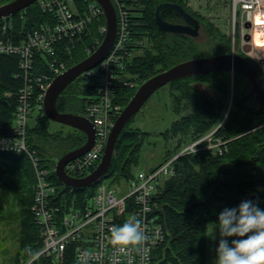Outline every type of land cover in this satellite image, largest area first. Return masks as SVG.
Wrapping results in <instances>:
<instances>
[{"label":"trees","instance_id":"obj_1","mask_svg":"<svg viewBox=\"0 0 264 264\" xmlns=\"http://www.w3.org/2000/svg\"><path fill=\"white\" fill-rule=\"evenodd\" d=\"M10 1L12 0H0V5ZM162 1L180 3L201 18L184 0H133L132 33L139 38L147 37L149 44L127 62V73L139 79L140 84L136 88H120L119 98L123 106L128 104L137 88L151 76L178 62L201 56L197 38L159 30L155 22V9ZM47 15L35 2L15 14L13 32L32 30L45 21ZM163 16L169 21H181L170 11H165ZM3 22L1 19L0 26ZM99 22H104V18ZM99 22L90 26L89 35L84 34L72 56H68L69 66L88 56L84 45L90 42V36L96 34ZM226 44V48L213 52V55L230 53L231 43L226 41ZM240 54L252 62L264 80L258 64L246 54ZM20 73L19 57L0 53V135H10L14 131L15 104H9L5 93L11 92L16 99V93L23 84L22 76H17ZM234 76L245 77L246 82L237 86L234 79L232 88L230 72L220 71L178 79L168 84L173 100L177 106L182 105L185 113L162 132L172 146L165 152L162 160L149 169H155L183 147L214 129L215 137L224 139L226 146L222 154L206 148L197 153L179 156L175 160L174 174L159 182L154 212L164 227L165 240L153 249L150 264H207L209 225L218 221V214L224 207H237L243 200H252L264 209L263 107H255L250 103L252 84L249 78L240 72H235ZM194 79L212 83L220 93L221 100L216 101L195 89L191 85ZM93 92V89H85L83 85L73 82L61 93L57 107L62 112L84 114L87 95ZM226 112V119L220 124ZM129 123L117 140L116 155L104 177V181L110 180V185L127 181L140 169L142 150L151 135V132L141 128H132ZM86 140L87 135L76 128L71 127L67 132L52 131L50 119L46 115L43 118L32 117L29 122L28 142L43 157V163L51 168L50 177L58 187L52 200L60 203L65 211L73 206L80 208L86 205L99 184L71 187L65 185L54 171L56 158L80 147ZM207 143L205 141L203 145ZM36 182V172L27 154L0 152V189H11L16 185L22 191L17 264L28 262L43 247L42 228L32 210ZM133 211L132 203L128 202L127 211L119 216L117 225H121ZM231 239L235 237L229 238ZM34 262L81 264L75 256L74 244L68 246L62 262L47 256H41Z\"/></svg>","mask_w":264,"mask_h":264},{"label":"built area","instance_id":"obj_2","mask_svg":"<svg viewBox=\"0 0 264 264\" xmlns=\"http://www.w3.org/2000/svg\"><path fill=\"white\" fill-rule=\"evenodd\" d=\"M184 1L189 5L199 0ZM231 1L234 38L232 52L236 53L233 49L237 43L238 53L251 57L264 74V43L259 45L254 40L257 30L264 37V0ZM36 2L48 15L45 21L32 30L14 33L15 14L3 18L4 22L0 26V53L19 57L22 73L17 76L23 78L16 99L11 92L5 93L9 104H15L14 131L10 135H0V152L25 153L31 158L37 176L32 210L43 235V247L24 264H34L41 256L62 262L71 244L75 245V256L81 264V256L85 252L92 254L87 264H150L153 249L165 240L164 227L154 212L159 182L174 174L175 160L179 156L193 153L194 148L195 153L212 148L222 154L226 141L213 138L214 133L211 132L186 145L155 169L138 170L127 181L110 185L104 181V176L95 182L99 183L97 190L86 205L63 210L60 203L52 200L58 187L50 177L51 168L43 163V157L28 142L29 122L33 115L36 118L46 115L44 102L49 86L70 67L68 56H72L78 42L84 38L83 35H89L90 26L104 18V22L98 23L96 34L90 36V42L84 45V50L90 55L101 45L107 31L106 14L98 0ZM111 2L117 17L114 42L95 67L79 76L84 80L85 89L95 91L87 95L83 115L94 124L96 139L89 151L65 166L66 172L73 177H84L99 164L112 128L125 107L119 98L120 88H136L140 84L139 79L127 73V62L149 44L147 37L139 38L132 33L133 0ZM247 46H250L249 51H246ZM234 73L230 72L232 81ZM205 141L208 143L203 145ZM123 187L127 190L119 195L117 192ZM128 202L134 208L129 217L135 215L142 220L148 239L145 244L130 248L125 255L117 252L110 244V229L117 225L119 216L127 211Z\"/></svg>","mask_w":264,"mask_h":264},{"label":"water","instance_id":"obj_3","mask_svg":"<svg viewBox=\"0 0 264 264\" xmlns=\"http://www.w3.org/2000/svg\"><path fill=\"white\" fill-rule=\"evenodd\" d=\"M36 1L12 0L4 3L0 5V19L14 15ZM98 1L105 10L107 22V31L101 45L92 54L59 74L49 86L44 102V111L50 119L79 129L87 135V140L83 145L65 152L56 162L55 173L64 184L82 188L92 185L104 177L115 156L117 140L123 129L135 117L153 93L175 80L220 71L240 72L248 77L252 83L251 105L264 107V80L252 62L245 56L231 52L202 55L178 62L151 76L137 88L116 120L102 158L96 168L84 177L78 178L69 175L65 170V166L68 162L80 157L92 148L96 139V131L94 124L85 115L60 111L57 107V101L66 87L73 83L84 71L95 67L104 58L114 42L117 31V17L114 5L111 0ZM165 11L173 12L181 21L173 22L167 20L163 16ZM155 22L162 32L186 34L194 38L198 37L200 33V19L188 11L184 5L177 2H160L155 9ZM249 50L250 46H247L246 51Z\"/></svg>","mask_w":264,"mask_h":264},{"label":"rangeland","instance_id":"obj_4","mask_svg":"<svg viewBox=\"0 0 264 264\" xmlns=\"http://www.w3.org/2000/svg\"><path fill=\"white\" fill-rule=\"evenodd\" d=\"M189 6L193 9V11L201 16L200 33L198 37H195L197 38L196 41L199 45L200 55H213V52L218 51L219 49L223 50L227 47L226 41L231 43L230 47L232 49L234 40L232 33V1L199 0L198 2H192V4H189ZM211 32H214L215 34H212ZM238 49L239 47L236 43L233 50L238 53ZM230 79L232 88L234 86V79L236 80L235 83L237 86L239 83L246 82L245 77L241 76H237V78L234 76L233 81L232 78ZM83 83L84 80L81 77L74 81V84L79 86H82ZM191 85L195 89L213 98L214 100H221L220 93L212 83L204 81L203 79H194L191 81ZM233 92L234 89H232V93ZM262 110L264 112V107ZM184 113L185 110L182 105L179 104L177 106L173 100V96L170 93V87L168 84L159 88L146 101L140 111L129 123L132 128H141L145 131L151 132V135L145 142L142 150L139 170L149 169L151 166L158 164L160 160H162L165 152L172 146V144L164 138L162 132L170 126L172 121L180 118ZM227 113L228 112H226L220 124H222V122H224L226 119ZM33 117H35V115H33ZM50 128L52 131L62 130L67 132L71 130V126L54 121L53 119H50ZM215 131L216 129L211 131L214 133L212 135L213 138H216ZM56 159L58 160V158ZM109 181L110 180L107 179L108 183ZM118 183L119 182H117V184ZM16 187L17 186L14 185V187L11 189H0V264H17L16 258L20 243L19 212L21 208L22 191L18 190ZM126 190L127 189L123 187L117 193L120 195L125 193ZM217 227L218 225L215 222H212L209 225L207 264H215V249L218 247L219 240L218 231H216Z\"/></svg>","mask_w":264,"mask_h":264},{"label":"clouds","instance_id":"obj_5","mask_svg":"<svg viewBox=\"0 0 264 264\" xmlns=\"http://www.w3.org/2000/svg\"><path fill=\"white\" fill-rule=\"evenodd\" d=\"M142 224L141 219L132 215L121 225L112 226L110 244L125 255L133 246L145 244L148 237ZM216 224L219 240L215 264H264V209L257 202L243 200L237 207H224ZM91 255L82 254L83 264Z\"/></svg>","mask_w":264,"mask_h":264},{"label":"bare ground","instance_id":"obj_6","mask_svg":"<svg viewBox=\"0 0 264 264\" xmlns=\"http://www.w3.org/2000/svg\"><path fill=\"white\" fill-rule=\"evenodd\" d=\"M254 40L259 45L264 43V37L261 36V33L259 30L256 31V34L254 36Z\"/></svg>","mask_w":264,"mask_h":264},{"label":"flooded vegetation","instance_id":"obj_7","mask_svg":"<svg viewBox=\"0 0 264 264\" xmlns=\"http://www.w3.org/2000/svg\"><path fill=\"white\" fill-rule=\"evenodd\" d=\"M180 22V21H179ZM253 104V103H252ZM252 106H254V104L252 105Z\"/></svg>","mask_w":264,"mask_h":264},{"label":"crops","instance_id":"obj_8","mask_svg":"<svg viewBox=\"0 0 264 264\" xmlns=\"http://www.w3.org/2000/svg\"><path fill=\"white\" fill-rule=\"evenodd\" d=\"M72 128H74V127H72Z\"/></svg>","mask_w":264,"mask_h":264}]
</instances>
